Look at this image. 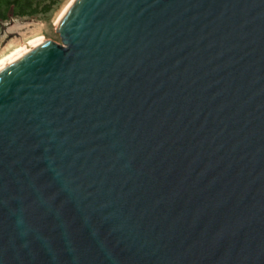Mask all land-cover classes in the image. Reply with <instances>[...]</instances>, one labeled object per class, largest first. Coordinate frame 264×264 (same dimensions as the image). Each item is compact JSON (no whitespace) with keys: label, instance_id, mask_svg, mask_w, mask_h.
<instances>
[{"label":"water","instance_id":"water-1","mask_svg":"<svg viewBox=\"0 0 264 264\" xmlns=\"http://www.w3.org/2000/svg\"><path fill=\"white\" fill-rule=\"evenodd\" d=\"M0 62V264H264V0H76Z\"/></svg>","mask_w":264,"mask_h":264},{"label":"trees","instance_id":"trees-1","mask_svg":"<svg viewBox=\"0 0 264 264\" xmlns=\"http://www.w3.org/2000/svg\"><path fill=\"white\" fill-rule=\"evenodd\" d=\"M67 0H0V33L13 21L40 23L42 34L44 24L50 25L53 17ZM0 52V56H2Z\"/></svg>","mask_w":264,"mask_h":264},{"label":"rangeland","instance_id":"rangeland-1","mask_svg":"<svg viewBox=\"0 0 264 264\" xmlns=\"http://www.w3.org/2000/svg\"><path fill=\"white\" fill-rule=\"evenodd\" d=\"M73 0H67L63 5L62 9L53 17L50 25L44 24L42 29V34L39 33L40 23L32 21H13L8 24L4 30L0 33V52H2V59L4 56L10 54L18 47L24 44L30 43L32 41H53L59 43V37L55 33V26L58 19L64 13V11L69 7Z\"/></svg>","mask_w":264,"mask_h":264},{"label":"bare ground","instance_id":"bare-ground-1","mask_svg":"<svg viewBox=\"0 0 264 264\" xmlns=\"http://www.w3.org/2000/svg\"><path fill=\"white\" fill-rule=\"evenodd\" d=\"M75 1H76V0H73V1L71 2V4L69 5V7L64 11V13H63V14L61 15V17L58 19V21H57L55 27H57L58 24L60 23V21L65 17V15L67 14V12L69 11V9L71 8V6L73 5V3H74ZM40 41H42V40H40ZM40 41H32V42H30V43H27V44L22 45L21 47H18V48L15 49L13 52H11L10 54H8V55L4 56L2 59H0V62L3 61V60H4L5 58H7L8 56H10L11 54L16 53V52H19V51L26 50L27 48H29V47H31V46L37 44V43L40 42Z\"/></svg>","mask_w":264,"mask_h":264}]
</instances>
